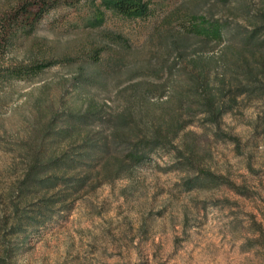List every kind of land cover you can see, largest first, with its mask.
<instances>
[{
  "label": "rangeland",
  "instance_id": "374dc122",
  "mask_svg": "<svg viewBox=\"0 0 264 264\" xmlns=\"http://www.w3.org/2000/svg\"><path fill=\"white\" fill-rule=\"evenodd\" d=\"M138 1L150 9L148 15H121L114 0H0V256L5 264H264V100L245 97L219 125L198 119L174 141L186 155L193 151L194 167L178 168L176 150H160L116 179L99 168L72 199L69 212L56 205L60 213L45 225L12 234L17 225L12 206L31 209L44 197L60 196L57 190L23 199L18 192L26 168L21 150L44 127L50 107H85L94 99L107 110L121 108L132 85L166 78L154 72L158 56H166L160 36L222 22L251 29L243 8L260 7V0ZM102 32L119 42L108 43ZM92 40L110 46L111 54L102 56L109 76L78 93L73 76ZM210 45L212 54L219 53L220 46ZM66 54L79 60L56 63L33 77L15 72ZM117 55L123 63H115ZM199 170L221 176L244 194L226 186L189 189L188 180Z\"/></svg>",
  "mask_w": 264,
  "mask_h": 264
},
{
  "label": "trees",
  "instance_id": "16d2710c",
  "mask_svg": "<svg viewBox=\"0 0 264 264\" xmlns=\"http://www.w3.org/2000/svg\"><path fill=\"white\" fill-rule=\"evenodd\" d=\"M114 2L115 11L126 17L150 13L138 0ZM243 10L251 29L241 26L231 29L222 22L206 25L205 29H195L196 25L192 29H170L160 36L167 57L158 56L154 72L159 79L162 75L166 78L160 83H135L121 108L107 110L94 99H89L85 107H72L68 103L59 110L50 107L44 127L21 150L26 168L18 192L23 199L28 194L57 190L61 191L60 196L44 197L41 203L32 204L31 209H21L18 204L12 206L17 222L12 234L43 226L60 211L69 212L72 199L99 168L106 172L107 178L116 179L141 166L160 150H176L181 158L178 168L194 167L193 151L186 155L174 144L182 132L198 119L219 125L222 116L241 97L264 100V0H260L256 11L246 6ZM190 16L195 15L190 13ZM100 36L108 43L119 42L108 32ZM212 42L220 46L219 53H211ZM109 50L108 44L96 40L85 45L73 76L75 92L101 85L108 78L109 74L102 68V56L111 54ZM77 58L66 54L53 61L36 60L15 72L33 77L56 63L71 64ZM115 58V63H123L124 57ZM165 95L168 97L163 100ZM198 172L188 180L189 189L226 186L244 194L221 176L210 171ZM56 205H61L59 212L53 209ZM5 261L0 256V264Z\"/></svg>",
  "mask_w": 264,
  "mask_h": 264
}]
</instances>
